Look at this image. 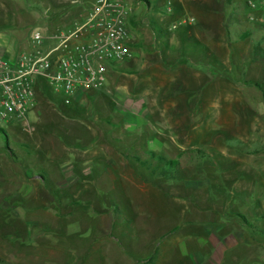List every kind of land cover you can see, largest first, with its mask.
<instances>
[{"label": "rangeland", "instance_id": "rangeland-1", "mask_svg": "<svg viewBox=\"0 0 264 264\" xmlns=\"http://www.w3.org/2000/svg\"><path fill=\"white\" fill-rule=\"evenodd\" d=\"M18 1L35 2L12 0L19 10ZM132 5L128 73L69 108L39 92L30 128L0 120V264H146L153 254L174 264L182 250L222 254L210 237L197 248L205 234L192 230L205 229L244 237L226 254H264L260 14L248 0ZM185 18L192 23L173 29ZM14 20L0 42L26 32L32 50L40 24ZM167 160L171 175L161 174Z\"/></svg>", "mask_w": 264, "mask_h": 264}, {"label": "built area", "instance_id": "built-area-1", "mask_svg": "<svg viewBox=\"0 0 264 264\" xmlns=\"http://www.w3.org/2000/svg\"><path fill=\"white\" fill-rule=\"evenodd\" d=\"M248 4L264 24V0H248ZM133 14L128 0H95L87 16L69 29L48 39L36 31L32 50L14 59L0 56V120L30 128L40 84L69 106L82 95L103 89L112 75L128 73L135 57L130 31ZM192 21L182 19L173 29ZM47 40L52 44L46 45Z\"/></svg>", "mask_w": 264, "mask_h": 264}, {"label": "crops", "instance_id": "crops-1", "mask_svg": "<svg viewBox=\"0 0 264 264\" xmlns=\"http://www.w3.org/2000/svg\"><path fill=\"white\" fill-rule=\"evenodd\" d=\"M29 2L31 4H29V8H26L21 4L20 1H18V3L20 4V7H18L20 8L19 10L16 8L17 6L13 8L12 0H0V18L4 20V26H2V29L0 30V39H8L9 34L5 31V29L9 28L10 24L15 23L14 19L20 21L23 16L26 17V22H22L21 25H26L27 22H32L35 20V22H38L40 24L43 35L48 39L54 33L69 29L70 27H72L73 23L87 16L95 0H43L44 4H40L37 0H35V2ZM128 2L134 4L135 0H128ZM24 12L28 14H25ZM20 13L23 15H20ZM135 14L136 12L134 13V16ZM134 16H132V20ZM7 25L8 27H5ZM132 34L134 37L135 33L132 32ZM28 39L29 36L26 34V32L25 34L18 32V34H15L13 39H11L12 43H10V40H6L5 43L0 42V56L4 58L14 59L20 53L30 51L27 43ZM134 62L135 61L133 60L131 68L134 67ZM115 76L119 77V74ZM0 171L1 173H4L1 164ZM185 222L186 225H189L191 228L198 227L195 226L194 223L191 225L190 221ZM184 223L182 222L179 225L177 224L178 226L174 225L173 230H176L173 233L182 231V229L186 228L184 226ZM192 231L195 234L196 231L200 234H205L204 237H202L203 235H201V238L198 239L197 248L202 249L206 247L209 239L211 238V240L213 239L214 242L213 248L223 245V248L220 250L222 254H188L186 250H182L180 251V254H178L179 260L176 262V259L174 264H223L227 261H232L230 264H245V262L247 261H249L250 264H264V254H226L227 250L235 248L236 246H238L239 242H246L244 237L240 236L239 234H230L223 237L216 229L214 231L208 229L201 231ZM157 256L158 254L151 255L150 257L145 259V263L149 264L147 263V261L150 260V258L154 257V263L157 264ZM169 257L170 260L167 264H172V257L170 255ZM187 258L188 261H186Z\"/></svg>", "mask_w": 264, "mask_h": 264}, {"label": "trees", "instance_id": "trees-1", "mask_svg": "<svg viewBox=\"0 0 264 264\" xmlns=\"http://www.w3.org/2000/svg\"><path fill=\"white\" fill-rule=\"evenodd\" d=\"M193 41H195V44H197L196 47H197L198 49H201L202 51H204V54H205V55L208 54V50H209V49L207 48V46H205L204 44H199L197 38H193ZM44 91L48 92V94L50 95V99L52 100L54 106H55V105H61V104H62V105H64L65 108H69V107L75 105V103L72 104V105H69V106L65 105V104L63 103V99H62V97H61L60 95H58V94H57V95H58V98H52V94H51L52 90H51L49 87H47L45 84H44V85H43V84H40V86H39V88H38V93H39V92H44ZM54 93H55V92H54ZM47 96H48V95H47ZM60 103H61V104H60ZM51 104H52V103H51ZM2 132H4V131H2ZM164 162H165V164H164V167H163V169H162V171H161V174H163V175H171V174H172V170L170 169V167H171L170 165H171L173 162L170 161V160H167V161H164ZM237 216L240 217L246 225L252 227V226H251L252 224L248 222V220L246 219V217H244L243 215H241V214H239V213L237 214ZM175 230H176V229L172 230L171 233H173ZM148 261H149V260H148ZM150 261H154V257L150 258Z\"/></svg>", "mask_w": 264, "mask_h": 264}]
</instances>
